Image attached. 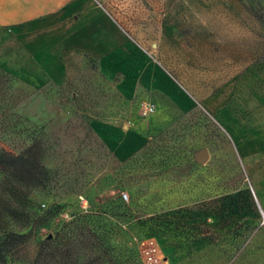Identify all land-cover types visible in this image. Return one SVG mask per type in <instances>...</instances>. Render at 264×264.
<instances>
[{
	"label": "rangeland",
	"instance_id": "rangeland-1",
	"mask_svg": "<svg viewBox=\"0 0 264 264\" xmlns=\"http://www.w3.org/2000/svg\"><path fill=\"white\" fill-rule=\"evenodd\" d=\"M97 2L113 27L74 74L0 68V180L29 149L45 173L0 264H44L49 240L78 263L264 264V0Z\"/></svg>",
	"mask_w": 264,
	"mask_h": 264
},
{
	"label": "crops",
	"instance_id": "crops-1",
	"mask_svg": "<svg viewBox=\"0 0 264 264\" xmlns=\"http://www.w3.org/2000/svg\"><path fill=\"white\" fill-rule=\"evenodd\" d=\"M112 27L97 0H0V68L33 85L62 81L82 66L87 40ZM254 182L264 203L262 172Z\"/></svg>",
	"mask_w": 264,
	"mask_h": 264
},
{
	"label": "trees",
	"instance_id": "trees-1",
	"mask_svg": "<svg viewBox=\"0 0 264 264\" xmlns=\"http://www.w3.org/2000/svg\"><path fill=\"white\" fill-rule=\"evenodd\" d=\"M3 173L5 177L0 180V262H5L9 253L23 243L27 237L24 231L32 224L33 214L26 206L23 207L28 198L26 190L29 187L43 186L45 183L44 167L41 165L40 156L34 153L33 149L15 156H7ZM19 216L23 221L17 230H2L1 225L5 217L16 220ZM95 235L93 233L92 237ZM86 244L93 248L90 238L86 240ZM74 248L75 245H72L69 251L64 253L56 241H45L41 243L37 261L44 264H102L92 255L78 263L73 257Z\"/></svg>",
	"mask_w": 264,
	"mask_h": 264
},
{
	"label": "water",
	"instance_id": "water-1",
	"mask_svg": "<svg viewBox=\"0 0 264 264\" xmlns=\"http://www.w3.org/2000/svg\"><path fill=\"white\" fill-rule=\"evenodd\" d=\"M209 152L207 149H204L196 154V160L200 163H206L209 160Z\"/></svg>",
	"mask_w": 264,
	"mask_h": 264
},
{
	"label": "built area",
	"instance_id": "built-area-1",
	"mask_svg": "<svg viewBox=\"0 0 264 264\" xmlns=\"http://www.w3.org/2000/svg\"><path fill=\"white\" fill-rule=\"evenodd\" d=\"M143 109H144V111H145L146 113H150L151 111H153V107L150 106V105H145V106L143 107ZM125 197H126V195H125Z\"/></svg>",
	"mask_w": 264,
	"mask_h": 264
}]
</instances>
